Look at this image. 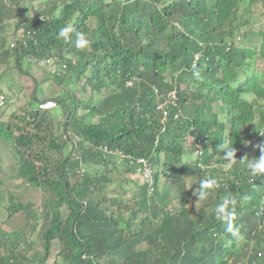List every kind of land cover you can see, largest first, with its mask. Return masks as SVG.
I'll use <instances>...</instances> for the list:
<instances>
[{"label": "trees", "instance_id": "obj_1", "mask_svg": "<svg viewBox=\"0 0 264 264\" xmlns=\"http://www.w3.org/2000/svg\"><path fill=\"white\" fill-rule=\"evenodd\" d=\"M259 2L264 14V0H0L2 63L20 69L25 58L66 63L53 75L60 88L66 85L54 97L64 133L52 128L51 110L31 106L18 114L22 123L3 131L13 141L18 174L48 195L41 212L22 201L6 207L8 218L22 213L25 220L16 229L0 226V264H264V175L245 166L264 142V20L254 31L245 14ZM13 19L19 39L11 47L5 29ZM66 25L74 29L68 41L58 37ZM76 32L89 41L83 49L75 47ZM77 83L108 93L80 100L70 88ZM171 90L183 114L163 124L157 106ZM188 133L202 153L184 145ZM225 140L238 159L247 156L244 164L224 158ZM141 156L156 168V182L138 183L137 207L126 217L130 198L111 194V184L116 173L137 182L141 165L130 160ZM89 163L94 171L85 168ZM188 174L221 185L199 211L189 208L199 197L188 188ZM161 176L177 182V212L168 208L171 192ZM228 196L237 200L236 236L216 218Z\"/></svg>", "mask_w": 264, "mask_h": 264}, {"label": "rangeland", "instance_id": "obj_2", "mask_svg": "<svg viewBox=\"0 0 264 264\" xmlns=\"http://www.w3.org/2000/svg\"><path fill=\"white\" fill-rule=\"evenodd\" d=\"M246 8V3L242 5V9L244 10ZM243 10H241L243 12ZM246 17L250 19V24L253 28L254 31L259 30L263 27V20H264V14L261 6V2L255 4V6L251 7V12L248 10L246 13ZM17 22V19H13V21L6 27L5 33L10 36L14 33L15 29V23ZM91 26H94L96 24L95 19L90 20ZM19 32V31H17ZM21 32V31H20ZM253 40L257 42L258 44L261 43L262 39L260 37H255ZM70 56H74L73 54H70ZM30 65L27 66L28 61L23 62V67L26 70L32 71V70H37V69H42L44 71L43 74L37 75L36 77H40L39 80H34L33 78H27V76H24L25 82L27 85L23 84V90L19 91L17 94H13L17 100H21L23 105L29 106L33 108L38 107L37 101L39 99H33L34 93L37 90L38 96L42 97H47L49 94L52 97L58 96V94L63 93L66 89V85L60 86L57 84L58 82L55 81L54 76L51 73H54V70H57L58 66H56L53 63L46 62L44 65L45 66H38L37 64H34L33 61H29ZM4 63L0 62V70L1 67H3ZM33 72V71H32ZM1 76V75H0ZM43 76V77H41ZM23 79V80H24ZM31 80V81H30ZM18 82V81H17ZM2 89L8 91V89L4 86L1 87ZM72 91L77 95V97L80 100H87L89 97H94L95 100H99L102 95L108 93V89L102 90L100 93H93L91 89L84 90L79 87V83L76 85L72 84L70 87ZM182 88H185V85H182ZM17 89V88H16ZM45 91V92H44ZM17 92V90H15ZM93 94V95H92ZM59 106V105H58ZM17 107V108H16ZM23 106L21 104L15 105V108L18 110H21ZM217 109V107H216ZM62 108H54L51 109V113L57 117L60 116L62 113L61 117H57L53 121L52 128H54V131L56 134H63L64 133V128L62 126V123L64 121V113L62 112ZM80 114L85 113V109L82 107L79 109ZM22 117V116H21ZM98 118H95L94 120H97ZM256 124V123H255ZM254 124V125H255ZM251 127L252 125L245 126L243 128V131H245L246 135L250 134L251 132ZM8 135V134H7ZM11 140V139H10ZM10 144V147L12 149V154H11V159H8V161L3 164H5L4 169L2 171L3 175L2 177L0 176V180L2 181L0 183V211H5L6 214L3 217V219L0 221V226L5 228V229H16L19 226H22L25 220V217L22 213H16L14 214L11 218H8V212L6 207L10 205L12 200L15 201H22L24 203H32L33 208L37 210L38 212H41L44 209V202L47 198V193L44 189H42L39 186H34L30 182H28L25 178L21 177L18 174V162L17 159L15 158V151L13 150L12 143L13 141H8ZM6 149H9L7 146H5ZM4 147V148H5ZM69 147L66 149V153L69 151ZM10 150V149H9ZM11 151V150H10ZM14 154V156H13ZM14 157V159H13ZM55 157H58L57 153H52L51 158L54 159ZM85 168L87 170H95V166L93 164H85ZM122 170V168H121ZM116 180L111 184V190L110 193H119L121 190L120 194L124 195L125 198H130L128 201H125V203H129L131 205L130 208H126L125 205L123 206V210L125 212L126 217H131L132 216V210L137 207L133 202H135V198L132 196H136L138 194V186L140 183V180L137 178V182L135 181H127L125 178H123L121 175L116 173ZM199 179L197 177H194L192 174H188L187 177V184L188 188L193 192H197L198 186H199ZM161 184H165L166 190H170L171 196H170V202L168 203V208L171 209L172 212H177L180 209L179 202L177 199L174 197V193L177 187V182L175 179L171 178L169 179L168 177L161 176ZM126 189V192L124 194V190ZM123 192V193H122ZM199 199L197 198L196 200L191 199V202L189 203V208L193 211L197 205V201ZM124 201V200H123ZM192 201H195L196 204ZM199 206H200V201H199ZM144 215V213H139V215L135 218L136 221L135 223H138L139 218H141ZM35 221V219H34ZM42 223V221H41ZM34 237L37 238L38 242L35 248H42L40 247V239L37 236V233L33 232L31 233ZM243 241V240H242ZM247 241V240H246ZM244 242V241H243ZM251 242V241H250ZM58 248V241L55 240L53 249L56 251ZM54 251V252H55ZM32 252V250H31Z\"/></svg>", "mask_w": 264, "mask_h": 264}, {"label": "clouds", "instance_id": "obj_3", "mask_svg": "<svg viewBox=\"0 0 264 264\" xmlns=\"http://www.w3.org/2000/svg\"><path fill=\"white\" fill-rule=\"evenodd\" d=\"M73 31H74V29L71 26H67L66 25V26L62 27L59 30L58 37L62 38L64 41H68V40L71 39L70 34ZM12 36L10 38V41L12 40ZM88 43H89V41L87 40V38L85 37V35L82 32H76V35H75V47L77 49L85 48L88 45ZM47 60H49V59H44L42 61H47ZM31 61H33L34 64H37L38 66H45L44 64L46 63V62L42 63L41 61H35L33 59ZM48 62L55 64L56 66H58V68H62V66H63V65L59 66V65H57L56 63H54L53 61H50V60ZM193 69H196V65L195 64H193ZM64 71H62V72H64ZM62 72H60V73L54 72V73H51V74L52 75H54V74H58L59 75ZM193 75L198 80L202 79L199 70H195L193 72ZM2 94H5V93H2ZM162 98L165 99L166 96L164 95V97H162ZM46 99H54V100H56L54 97H45V98L37 101L38 107H39V102H41L43 100H46ZM6 101H7V95H6ZM56 102H57V105L55 107L46 108V109H41L40 107L39 108L41 110H51V109L57 108V107H59L58 106L59 104H58L57 100H56ZM5 105H6V102H5L4 105H0V107H3ZM157 108H158V106H157ZM177 113L179 114L178 116H177ZM172 114H173L175 119L180 118L182 116V114H183V111H182L181 107L179 106L178 101H177L176 105H172L171 104V106H170V114L167 116V118L170 117ZM167 118H164V115H163V118H162V123L163 124H166V121H167L166 119ZM259 132H260L261 136H264V130H260ZM188 134H192V133H188ZM184 145L187 148L189 147V145H186L185 139H184ZM256 147L260 150L261 154L258 157H253L252 159L248 160V162H247V164L245 166L250 170L252 175L260 176V175H264V142L258 143L256 145ZM219 150L223 152L224 158L227 161H229L231 164H235L238 160H239V162L241 164H244L245 163V159L247 158V156H246L244 158L238 159L237 156H236L237 149L234 146H229L228 142L226 140H225L224 143H222L219 146ZM228 165L229 164L224 165L223 169L224 168L228 169V167H229ZM153 168H154V174H153V182H152V184H150L148 181H145L144 178L142 177V174L140 172H139V175H138V179L140 180V183H147L152 188H154L153 185L156 182L155 181V170H156V168L154 167V165H153ZM199 183H200V187L197 190V192L194 193V195H197L199 197V200L197 201V205H196L197 206V211L200 210L199 201L206 199L210 190H212L214 188H220L221 187L219 181L216 178L203 179V180H200ZM236 204H237L236 198L232 197V196H228V197H225L216 206V209H215L216 218L218 220H220V221H223L225 223V225H226L225 231L227 233L231 234L232 236H236L238 234V232H239V227L235 223L236 214H235L234 208H235Z\"/></svg>", "mask_w": 264, "mask_h": 264}, {"label": "crops", "instance_id": "obj_4", "mask_svg": "<svg viewBox=\"0 0 264 264\" xmlns=\"http://www.w3.org/2000/svg\"><path fill=\"white\" fill-rule=\"evenodd\" d=\"M24 61H28L27 66H29L30 65L29 61H31V59L25 58L23 59V62ZM0 62H2L1 58H0ZM32 71L26 70L23 67V64H22V68L20 69L16 67L13 63L9 66L4 64L0 70V75H1L0 76V93H5L7 95L6 105L3 107H0V176L1 177L3 175L2 171L5 166L3 162L6 163L8 159H11V154L13 152L12 149L9 148L10 144L7 140V137H5L3 131L4 129H7L6 127L8 126V124L10 123L14 124V123L20 122L22 117L18 116V114L22 115L26 113L28 110L26 106L22 104L23 102L21 100H17L16 96L13 97L14 96L13 94H17L19 91L23 90V84L27 85V83H29L28 81L25 82L24 76H27V78H33L34 80H39L40 77H36V76L44 73L42 69H37V70L35 69ZM2 86L6 87L8 91L2 89L1 88ZM15 90H17V92H15ZM33 96L34 97L32 98L35 100L36 98H38L39 100L45 98L42 96H38L37 90L35 91ZM47 97H52V96L49 94ZM17 104H21L23 106L21 110L16 109L17 107L15 108V105L17 106ZM30 106L31 105H29L28 107L30 108ZM27 114H28V119H29L30 114L29 113ZM61 116H62V113L60 114V116H57V117H61ZM5 146H7L11 151L9 149H6ZM1 182L2 181L0 180V183ZM5 214H6L5 211H0V221L3 219Z\"/></svg>", "mask_w": 264, "mask_h": 264}, {"label": "built area", "instance_id": "obj_5", "mask_svg": "<svg viewBox=\"0 0 264 264\" xmlns=\"http://www.w3.org/2000/svg\"><path fill=\"white\" fill-rule=\"evenodd\" d=\"M19 36L14 34L12 36V40L10 41V46L14 47L16 42L18 41ZM241 37H238L237 40H240ZM47 61H41L42 63L48 62ZM66 68V63L63 64L62 68H57V70H54V72L56 73H60L62 71H64ZM132 81H129V84H131ZM178 101L177 95L175 91H169V93L167 94L165 99H161V101L158 103V109L162 111L164 118H167V116L170 114V106L172 105H176ZM6 102V95L5 94H0V105H4ZM57 105L56 100L54 99H46L43 100L41 102H39V107L41 109H46V108H52L55 107ZM179 114L177 113V116ZM185 143L186 145H192L195 144L197 147L196 153H202V149H203V144L199 141L196 142L195 140V136H193L192 134H187L185 137ZM131 163H138L141 165V167H139V172L142 174V177L144 178L145 181H148L150 184H152L153 182V174H154V168L152 163L150 162V160L144 156L138 157L137 159H135L134 157L131 158L130 160Z\"/></svg>", "mask_w": 264, "mask_h": 264}]
</instances>
